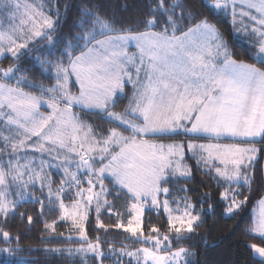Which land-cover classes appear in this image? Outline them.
Masks as SVG:
<instances>
[{
    "label": "snow or ice",
    "instance_id": "6c2138e0",
    "mask_svg": "<svg viewBox=\"0 0 264 264\" xmlns=\"http://www.w3.org/2000/svg\"><path fill=\"white\" fill-rule=\"evenodd\" d=\"M70 7L65 4L62 14L54 0L47 7L0 0V64L8 62L0 66L3 264H17L21 251L19 236L6 225L16 218L34 223L28 202L38 204L41 215L45 208L58 212V220L70 221L78 233V248L45 251L92 253L104 264L100 237L90 240L85 231L93 212L97 229H122L144 245L135 252L120 249L136 264H191L194 253L185 246L174 250L173 240L192 239L202 216L217 205L238 216L248 202L240 189H251L254 162L264 153L257 147L264 146V0H203V11L182 0H145L138 18L130 20L109 16L87 0L64 37L58 30ZM229 16L236 32L247 36L235 35L232 46L221 30ZM36 71L41 82L30 79ZM92 116L108 127L97 126ZM186 157L223 189L219 201L211 185L192 199L195 189L187 185L193 169ZM52 168L62 172L55 190L46 171ZM109 177L111 188L105 185ZM180 184L184 196L173 200V187ZM121 197L126 224L114 203ZM258 205L245 229L252 241L245 247L255 264H264V198ZM161 210L173 237L150 220L144 231L146 213ZM102 213L116 221L105 224ZM57 222H45V230L56 233Z\"/></svg>",
    "mask_w": 264,
    "mask_h": 264
},
{
    "label": "trees",
    "instance_id": "16d2710c",
    "mask_svg": "<svg viewBox=\"0 0 264 264\" xmlns=\"http://www.w3.org/2000/svg\"><path fill=\"white\" fill-rule=\"evenodd\" d=\"M46 2L48 5L49 0H46ZM82 2L86 3L87 0H54V4L60 6L62 14L64 5H71L67 12V22L63 24L62 30H58V35L67 37L74 30L72 26L78 22V6ZM144 2L145 0H92L93 4L100 6L102 12H106L109 16H115L118 20L138 18L136 15L140 11L138 6ZM182 2L192 10L203 11L201 7L203 0H182ZM125 4L128 5L127 10L123 8ZM221 30L229 45L232 46L234 43L233 37L240 33H237L233 28L230 16L223 20ZM241 39L244 40L242 37ZM46 43L45 41L37 47L36 52L38 54H43L44 44ZM236 50L243 53L242 48ZM242 58L245 57L242 56ZM0 66L7 67L8 62L5 61ZM30 79H36L37 82H41L40 73L38 71L32 73ZM42 82L46 87L50 86L51 83L47 80ZM127 92L130 96L129 88ZM124 103L126 104L127 101L125 100ZM187 161L193 169L192 183L187 185V187L195 189V192L191 194L192 199L194 201L198 200L204 192L209 190L205 185H211L214 199L215 201H219V192L223 191V189L217 188L214 181H211L207 176L201 174V170L196 166L194 159L188 158ZM263 162L262 153H259L257 160L254 162V172L252 174L254 182L251 184V189L249 190L246 187L240 189L242 196H248V202L238 216L232 217L226 215L222 204L217 205L213 212L209 213L206 211L202 216V224L197 234L190 240L180 242L173 240V249L175 250L179 246L188 247L194 253V255L189 257L191 264H255V261L252 259V253L245 247V245L252 241L248 240L244 233L246 227L252 221L254 207L257 201L264 194ZM52 175V179L56 182L53 185L55 190L59 187L61 178L57 177L55 173ZM110 180V178L105 180V184L109 188L112 187ZM202 181L203 183H201ZM180 187H184V185L180 184L173 187V200L184 196V193L179 191ZM114 203L116 204V209L123 213V221L126 224L128 215L124 208V197H121L119 201H114ZM26 211L33 215L34 223L31 226L27 224L26 220L21 222L19 218H16L6 225L12 236H19L20 238L19 247L21 251L17 254V264H99V261L95 259L94 255L81 257L78 255L71 256L66 251L62 254L45 251L46 249L56 247L68 249L73 246H80V241L76 235L77 231L71 227L69 222L59 221L58 212L49 213L47 208H45L44 215H41L39 205L36 203H26ZM95 219V214L91 213L85 223V231L90 240L95 241L97 235L100 237L101 249L105 253L104 264H136L133 259L128 258L126 255H121L120 249L130 250L144 245L135 243L131 234L123 232L122 229L112 227L107 232L97 229ZM53 220L58 221L56 224V233L54 234L44 228L45 222L51 223ZM102 220L105 224H113L116 221V216H109L108 214L102 213ZM149 220L151 226L159 228L162 233H167L170 237L175 235L174 232L168 233L167 215L163 214L162 210L160 214L154 212L146 213L145 224L143 226L146 234L150 227ZM60 233H63V236ZM69 236L72 237V241H68L67 237ZM2 246L0 244V247ZM12 246L16 247L15 244ZM3 259V257H0V264H3Z\"/></svg>",
    "mask_w": 264,
    "mask_h": 264
},
{
    "label": "rangeland",
    "instance_id": "374dc122",
    "mask_svg": "<svg viewBox=\"0 0 264 264\" xmlns=\"http://www.w3.org/2000/svg\"><path fill=\"white\" fill-rule=\"evenodd\" d=\"M30 2H31V0H30ZM239 10H240V7L238 6L237 7V12L239 13ZM231 17V16H230ZM232 21V20H231ZM18 22V21H17ZM237 24H240L241 23V21L239 20V19H237V22H236ZM3 24H4V26L5 27H7L8 26V20L5 18L4 20H3ZM242 36H246V35H244L243 33H240ZM133 51H134V49H133ZM92 117H94L93 119V122H95V124L97 125V126H100V127H104V128H107L108 127V125L107 124H103L102 122H101V120L98 118V117H96V116H92ZM257 147H264V146H262V145H260L259 144V142L257 143ZM259 154V153H258ZM262 156H263V161H264V153H262ZM258 157V156H257ZM37 162V164L39 163V161L37 160L36 161ZM263 164H264V162H263ZM46 171H50L51 172V175L53 174V173H55L56 175H57V177H60L61 178V176H62V172L59 170V169H57V168H52V169H50V170H48V169H46ZM52 177H53V175H52ZM110 178V177H109ZM111 179V178H110ZM106 185V184H105ZM107 186V185H106ZM54 189V188H53ZM39 191L36 193V195L37 196H39ZM66 203H69V201H67ZM173 207H175V205H173ZM91 213H93V212H90L89 213V215L91 214ZM70 224H71V222L70 221H68ZM85 223H86V221H85ZM77 235V238L79 239V237H78V233L76 234ZM79 246H77V247H71L72 249H75V248H78ZM136 249L137 248H134V249H130V251H133V252H135L136 251ZM102 250V249H101ZM125 251H129V249L128 250H125ZM66 253L68 254V252L66 251ZM72 255H78V256H81V257H86L87 255H94V254H92V253H87L86 255H84V254H80V253H73V254H71V256ZM127 256V255H126ZM128 258H131V259H133L135 262H136V260H135V258H133V257H129L128 256Z\"/></svg>",
    "mask_w": 264,
    "mask_h": 264
},
{
    "label": "crops",
    "instance_id": "0c3cea01",
    "mask_svg": "<svg viewBox=\"0 0 264 264\" xmlns=\"http://www.w3.org/2000/svg\"><path fill=\"white\" fill-rule=\"evenodd\" d=\"M35 2L36 3H43V4H45V6L47 7V2H46V0H35ZM7 19V18H6ZM244 40H246L247 39V36H242L241 34H239ZM129 89H130V96H131V88L129 87ZM91 121H93L94 119L93 118H89ZM168 142H171V141H168ZM191 156V154H188V157H190ZM187 157H186V163L189 165V163H188V161H187ZM263 167H264V164H263ZM262 198H264V194H263V196L259 199V200H261ZM258 200V201H259ZM258 201H257V203H256V205H255V207H254V214L256 213V212H258L259 211V205H258Z\"/></svg>",
    "mask_w": 264,
    "mask_h": 264
}]
</instances>
